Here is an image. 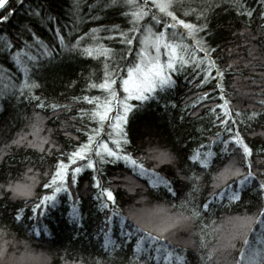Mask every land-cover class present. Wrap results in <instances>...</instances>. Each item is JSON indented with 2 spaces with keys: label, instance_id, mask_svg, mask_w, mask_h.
I'll return each mask as SVG.
<instances>
[{
  "label": "trees",
  "instance_id": "1",
  "mask_svg": "<svg viewBox=\"0 0 264 264\" xmlns=\"http://www.w3.org/2000/svg\"><path fill=\"white\" fill-rule=\"evenodd\" d=\"M243 3L252 10L251 17L238 14L232 0H177L174 10L179 18L207 23V29L197 35L209 46L207 55L216 67L201 84V69L209 64L199 61L201 67L196 68L193 61L173 73L175 83L158 96L143 103L129 101L134 107L123 125L128 139L124 148L146 169L166 178L172 192L162 184L150 185L147 176H139L123 159L94 161L95 169L76 159L68 165L69 169L82 166L76 183L70 182L67 173L66 187L56 193L55 203L43 205L34 215L31 209L39 203L38 197L58 186H43L49 184L57 161L67 162L68 154L96 126L88 116L94 105L82 97L101 94L89 84L103 78L105 60L102 55H86L84 45L98 42L119 52L125 45L119 36L108 39L109 32L113 25L119 26L114 31H122L130 24L127 9L118 0L10 1L13 12L0 21V72L8 77L0 78V89L15 85L0 95V264H165L162 258L149 260L157 253L146 242V251L135 250V241L145 230L164 236L156 243L162 253L165 248L172 251L170 264H233L244 237H260L258 225L249 233L237 219L258 214L264 203L257 188L264 169V28L258 16L260 0ZM205 9L199 19L192 11ZM92 29L98 31L92 33ZM185 42L194 49L192 54L204 57L190 37ZM16 54L27 65V76L16 64ZM134 57L135 52L127 59ZM217 69L222 76H216ZM121 71L126 74L124 68ZM22 81L35 86L22 89ZM217 83L223 84L222 90ZM224 100L229 119L221 124L217 121L224 117L219 107ZM52 104L61 107L53 109ZM252 112L257 113L255 118ZM37 114L38 135L47 137L43 148L27 143H40L33 139ZM108 131L105 124L98 138L107 140ZM236 132L252 149L249 160L256 172L252 183L239 187L237 177L228 176L222 182L218 175L232 161L248 169L238 146L231 140L228 146L223 143ZM19 137L25 143L16 142ZM209 151L207 167L189 159ZM9 183L29 185L30 194L14 196ZM223 183L229 185L228 192L239 190V199L229 202L226 195L209 199ZM103 187L113 192L115 200L108 202L107 209L101 207V200H107ZM17 209L23 210L20 221L15 219ZM193 209H199L200 215L192 216ZM105 234L112 242L108 247ZM176 256L181 259L177 261Z\"/></svg>",
  "mask_w": 264,
  "mask_h": 264
},
{
  "label": "snow or ice",
  "instance_id": "2",
  "mask_svg": "<svg viewBox=\"0 0 264 264\" xmlns=\"http://www.w3.org/2000/svg\"><path fill=\"white\" fill-rule=\"evenodd\" d=\"M20 3L21 0H16ZM127 9L125 16L128 17V23L130 27L122 31H114L119 26L113 25V31L109 32L108 39L112 36H119L121 43L125 47L119 52L114 50L105 44L95 42L97 37L92 36V40L95 42L92 45H84V52L88 56L102 55L105 60V71L103 78L98 82H90L89 86L99 89L101 94L94 96H84L82 99L89 101L94 106L88 110L89 119L96 122L95 128H93L87 139L80 143L75 149L68 154L67 162L63 160L57 161L55 171L51 175L49 184L43 185L45 188L50 185H57L53 187L51 192L46 195L38 197V204H34L31 211L35 215L38 208L42 209L45 204H54L55 196L57 192L65 189V177L70 172V182L76 183V174L81 171L82 166H76L69 169L68 165L72 164L76 159L86 161L88 168L95 169V162L103 163L105 159L115 158L117 160L123 159L126 164H130L134 171L138 170L140 176H147L148 183L153 187L164 185L168 187V191L172 192L170 182L160 176L159 173L153 172L151 169H146L143 164L139 163L136 159H133L131 154L127 152L124 145L128 143L127 134L124 132L123 125L126 123V118L129 111L134 107L129 101L133 98L143 103L144 101L154 98L159 95L160 92L165 91L171 87L175 81L173 79V73H178L184 70L185 66L197 61L194 67L200 68L201 63L199 61H207L209 67L202 68L204 79L200 81L201 84L205 83L209 79V73L212 68H215V63L207 55V49L209 46L204 41L200 33L202 29H207V23L198 22L192 23L187 19L179 18L175 13V5L177 0H118ZM10 0H0V9H3L7 14H0V21L8 20L9 16L13 12V8L9 6ZM232 6L235 8L238 14H243L247 17L252 16V10L245 7L243 0H232ZM156 9V12H152V9ZM191 10V9H190ZM196 12L198 19L205 16L207 9L203 12L199 10H192ZM258 16L261 20V27L264 28V0H260V11ZM145 17H149V20H145ZM157 26H162L158 28ZM177 26H180L184 31L181 33ZM171 29L172 31H168ZM98 29H92L91 32L95 33ZM87 35V34H86ZM185 37L191 38L192 45H195L200 51H204V57H197L194 54V49L185 42ZM0 39H3L0 37ZM80 42L81 38H76ZM134 40L138 41V44L134 45ZM63 42V38H61ZM10 47V45H7ZM78 45L73 44L72 47L76 48ZM22 51V50H21ZM133 52L135 57L128 60ZM166 57V59H162ZM15 62L18 66H21L25 76L28 74L27 65L24 64L19 54L15 55ZM124 68L126 74L121 71ZM200 75V73H196ZM223 73L217 69L216 76H222ZM0 78L7 80L8 77L0 72ZM15 87V85H5V89H0V95L7 89V87ZM35 86V83L21 82L20 88L30 90ZM217 88L223 89L222 83H217ZM122 93V94H120ZM205 97L207 93L203 94ZM36 99V97H33ZM223 99V96H221ZM78 99V98H73ZM264 103V101H261ZM228 101L224 100L222 105H219L220 109L224 112V117L218 120V123L223 124L224 120L229 119V112L227 109ZM40 106V105H38ZM49 107L55 109L61 107L58 104H52ZM84 110H80L82 113ZM211 111V109H210ZM257 113L252 112L250 116L255 118ZM106 124L108 131L107 140L98 138V134L103 130ZM34 133L33 139L39 140V144H33L32 141H28V144H32L33 147H44V141L47 137L39 136L40 121L39 115L33 123ZM229 132L231 128L227 129ZM218 139V137H217ZM108 140L111 141L109 146ZM231 140L235 146H238V150L242 151L243 164L248 165L246 171L243 170L242 165H236L234 161L221 170L218 175L222 176V182L226 181L228 176H235L237 187L240 185H248L252 183L256 177V172L252 170L249 157L252 154V149L241 137L239 132L234 135H230L223 143L228 146V142ZM18 143H25L22 137L17 139ZM51 146V145H50ZM226 150H228L226 148ZM94 153V156H93ZM212 153L203 152L195 153L189 157L190 160L198 161L202 166L207 167L210 163L209 157ZM163 158L168 159L167 154H162ZM93 181H96V176L92 177ZM13 195L27 196L30 194V186L26 184L17 183L15 185L9 183L7 185ZM229 188L227 183H223V187L219 188V191H213L209 199H212L216 195H226L229 202L239 199V190L228 192ZM259 189V195L264 202V169H261V177L257 183ZM103 196H106L107 200H101V207L107 209L109 207L108 202L115 203L113 192L108 187L101 189ZM100 199V197H98ZM204 208H208L207 202L204 203ZM22 209H17L15 213V219L20 221L22 218ZM192 216H199V209H193ZM73 217L76 218L77 214L73 210ZM111 219V217H107ZM240 228L251 233L254 231L253 225H258L261 229V235L256 240H250L248 236L243 239V245L240 247L238 255L233 264H264V203L258 209V214L252 216H241L237 218ZM31 231V229H30ZM145 235L141 236L135 241V250L137 252L146 251L145 242L148 248H152L157 253L156 256H149V260L163 259L165 264H170V258L173 253L170 249L165 248L163 253L157 241L164 240L162 234L153 235L151 232L145 230ZM39 234V233H37ZM129 235H131L129 233ZM112 243L109 240L107 234H105V247H108ZM235 247V245H232ZM3 248L0 247V254H2ZM211 255V253L209 254ZM180 256H176V260L179 261Z\"/></svg>",
  "mask_w": 264,
  "mask_h": 264
},
{
  "label": "rangeland",
  "instance_id": "3",
  "mask_svg": "<svg viewBox=\"0 0 264 264\" xmlns=\"http://www.w3.org/2000/svg\"><path fill=\"white\" fill-rule=\"evenodd\" d=\"M158 28H160V27H162V26H157ZM168 31H172L171 29H169ZM162 59H166V57H163L162 56ZM134 99V98H133ZM125 163V162H124ZM126 164V163H125ZM128 167H130L132 170H133V168H132V166L130 165V164H126ZM138 175H139V173H138V171H135ZM140 176V175H139ZM141 177H145V176H141Z\"/></svg>",
  "mask_w": 264,
  "mask_h": 264
},
{
  "label": "water",
  "instance_id": "4",
  "mask_svg": "<svg viewBox=\"0 0 264 264\" xmlns=\"http://www.w3.org/2000/svg\"><path fill=\"white\" fill-rule=\"evenodd\" d=\"M3 9H0V12L2 11Z\"/></svg>",
  "mask_w": 264,
  "mask_h": 264
},
{
  "label": "bare ground",
  "instance_id": "5",
  "mask_svg": "<svg viewBox=\"0 0 264 264\" xmlns=\"http://www.w3.org/2000/svg\"><path fill=\"white\" fill-rule=\"evenodd\" d=\"M11 1V0H10ZM138 171V170H137Z\"/></svg>",
  "mask_w": 264,
  "mask_h": 264
}]
</instances>
